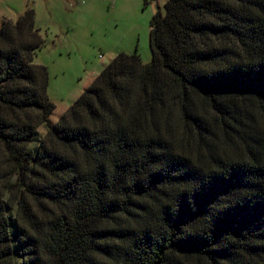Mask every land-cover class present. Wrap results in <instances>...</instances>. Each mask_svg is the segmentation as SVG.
<instances>
[{
    "label": "trees",
    "instance_id": "16d2710c",
    "mask_svg": "<svg viewBox=\"0 0 264 264\" xmlns=\"http://www.w3.org/2000/svg\"><path fill=\"white\" fill-rule=\"evenodd\" d=\"M164 8L151 61L119 53L54 124L34 12L3 20L0 264H264V0Z\"/></svg>",
    "mask_w": 264,
    "mask_h": 264
},
{
    "label": "rangeland",
    "instance_id": "374dc122",
    "mask_svg": "<svg viewBox=\"0 0 264 264\" xmlns=\"http://www.w3.org/2000/svg\"><path fill=\"white\" fill-rule=\"evenodd\" d=\"M166 1L0 0V28L3 20L15 21L28 9L34 12L35 27L43 39L34 64L47 71V95L55 107L51 124L119 53L137 51L144 64L151 61L150 22L157 11L164 14ZM172 120L176 142H188L192 154L197 153L198 142L178 120L176 109ZM44 135L41 126L30 148H35Z\"/></svg>",
    "mask_w": 264,
    "mask_h": 264
}]
</instances>
